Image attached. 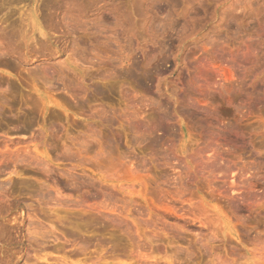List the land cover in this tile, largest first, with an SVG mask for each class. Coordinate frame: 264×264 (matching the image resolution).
<instances>
[{
    "label": "rangeland",
    "instance_id": "rangeland-1",
    "mask_svg": "<svg viewBox=\"0 0 264 264\" xmlns=\"http://www.w3.org/2000/svg\"><path fill=\"white\" fill-rule=\"evenodd\" d=\"M55 1L0 0V264H264V0Z\"/></svg>",
    "mask_w": 264,
    "mask_h": 264
},
{
    "label": "bare ground",
    "instance_id": "bare-ground-1",
    "mask_svg": "<svg viewBox=\"0 0 264 264\" xmlns=\"http://www.w3.org/2000/svg\"><path fill=\"white\" fill-rule=\"evenodd\" d=\"M3 1H4V0H3ZM6 1H7V0H6ZM54 1H55V0H54ZM15 2H16V1H15ZM47 2L50 3L51 0H47ZM55 2H56V1H55ZM60 2H61V1H60ZM3 3H4V2H3ZM6 3H7V2H6ZM12 3H13V1H12ZM45 3H46V2H45ZM45 3H44V4H45ZM52 3H53V1H52ZM52 3H51V4H52ZM2 5H3V4H2ZM47 5H48V4H47ZM47 5H46V6H47ZM73 5H75V4H73ZM48 6H49V5H48ZM61 6H62V5H61ZM54 7H55V6H54ZM57 7H58V6H57ZM48 9H49V7H48ZM58 9H60V8H58ZM56 10H57V9H56ZM1 13H2V12H1ZM9 13H11L10 10H9ZM20 15H21V14H20ZM9 17H10V15H7V16H6V14H5V16H4V18L7 19V20L9 19ZM19 18H20V17H19ZM22 18H23V17H22ZM12 19H13V18H12ZM14 22H15V21H14ZM11 23H12V22H11ZM11 23H10V25H11ZM15 23H16V22H15ZM15 23H14V24H15ZM25 23H26V22H25ZM12 24H13V23H12ZM18 24H19V23H18ZM20 24H21V23H20ZM16 25H17V24H16ZM16 25H14V26H16ZM30 25H31V24H30ZM32 25H34L33 22H32ZM32 25H31V26H32ZM16 27H17V26H16ZM16 27H13V28H2L3 33H2V30H0L1 35H3L4 38L10 40L9 42H11V41H12V37H14L13 35H16V33L18 34V32H19V31L17 32V30H19V29H17ZM23 27H24V25H23ZM33 28H35V27H33ZM21 29H22V28H21ZM35 29H37V28H35ZM32 31H33V30H32ZM40 32H41V31H40ZM42 33H43V32H42ZM28 34H29V33H28ZM20 35H21V34H20ZM23 35H24V34H23ZM42 35H43V37H46V36H45V35H46L45 33L42 34ZM16 37H17V36H16ZM33 37H35V35H34ZM1 38H2V36H1ZM30 40H31V39H30ZM33 40H34V39H32V41H33ZM6 41H7V40H6ZM13 41H14V40H13ZM30 42H31V41H30ZM6 43H7V42H6ZM6 43H5V44H6ZM15 43H16V42H15ZM7 44H8V43H7ZM36 44H37V43H36ZM13 45H14V43H13ZM16 45H17V44H16ZM1 46H2V45H1ZM11 46H12V45H11ZM41 46H42V45H41ZM9 47H10V46H9ZM42 47H43V46H42ZM3 48H4V46H3ZM0 49H2V48L0 47ZM4 49H5V48H4ZM10 50H11V49H10ZM10 50H9V51H10ZM13 50L16 51L15 48H14ZM2 51H3V50H2ZM13 52H14V51H13ZM5 53H7V52H5ZM243 53H244V52H243ZM3 55H4V54H3ZM241 55H242V54H241ZM1 56H2V55H1ZM234 59H235V58H234ZM233 62H234V61H233ZM235 62H236V60H235ZM235 62H234V63H235ZM44 65H45V66H44ZM44 65H43L44 67L42 66L43 69L41 68V69L44 71V74H45V73H46L47 75H48V74H49V75L52 74L51 66L49 67L50 63H49V65H47V63L44 64ZM46 65H47V66H46ZM52 68H53V67H52ZM43 71H42V72H43ZM262 100H263V99H262ZM263 101H264V100H263ZM210 139H211V138H210ZM214 143H215L214 140L211 139L210 142H209V145H208V147H207V150H208L207 152H209V151H214V149H216V148H214V147L216 146V145H214ZM213 148H214V149H213ZM203 152H204V150L202 151V153H203ZM200 153H201V152H200ZM204 153H205V152H204ZM210 153H211V152H210ZM215 153L217 154V152H214V153H212V156H210V157H212V163H211V161H208V163H211L212 165L214 164V166H215V163L217 162L216 160H218L217 158H218V157H219V158L222 157V155H221V156H220V154H219V155H218V154L216 155ZM213 154H214V156H213ZM205 155H206V154H205ZM207 155H208V154H207ZM207 155H206V156H207ZM202 156H203V154H202ZM206 156H205V157H206ZM205 157H203V158H205ZM210 157L207 156V158L211 159ZM200 158H201V157H200ZM213 158H214V161H216V162L213 161ZM223 158H224V157H223ZM223 158H221V159H223ZM215 159H216V160H215ZM221 159H219V160H221ZM206 160H207V159H206ZM199 161H200V160H199ZM203 162H204V161H203ZM205 162H206V161H205ZM219 162H220V161H219ZM224 162H225V161H224ZM208 163H207V164H208ZM228 163H229V162H228ZM211 164H209L208 166H210ZM217 164L219 165L218 162H217ZM223 164H224V163H223ZM223 164H222V165H223ZM225 164H226V163H225ZM205 165H206V164H205ZM212 165H211L210 167H212ZM220 165H221V164H220ZM230 165H231V164H230ZM224 166H225V165H224ZM233 166H234V165H233ZM221 167H223V166H221ZM225 167L228 168L229 170L232 169V168H231L232 165H231V166H228V167H227V165H226ZM229 167H230V168H229ZM212 169H213V168H212ZM218 169H220V168H218ZM235 169H236V168H235ZM235 169H232V170H235ZM213 170H214V169H213ZM224 170H225V168H224ZM224 170H223V175H226V176H227V173L225 174V173H224ZM226 170H227V169H226ZM226 170H225V172H227ZM229 170H228V171H229ZM232 170H231V172H232ZM218 171H219V170H218ZM221 172H222V168H221ZM231 172H230V173H231ZM233 172H234V171H233ZM217 173H218V172H217ZM234 173H235V172H234ZM235 175H236V174H235ZM226 176H225V177H226ZM228 176H229V175H228ZM228 176H227V177H228ZM232 176H233V175H232ZM227 177H226V178H227ZM233 177H234V176H233ZM223 178H224V176H223ZM226 178H225V179H226ZM229 178H230V177H228V179H229ZM231 178H232V177H231ZM231 178H230V179H231ZM235 179H236V178H235ZM236 181H237V180H236ZM232 187H236V186H232ZM235 189H236V188H235ZM241 190H242V189H241ZM236 191H237V189H236ZM240 194L243 195V194L241 193V191H240ZM250 194H251V193H250ZM253 194H254V192H253ZM241 195H240V196H241ZM248 195H249V194H248ZM254 196H255V195H254ZM238 197H239V196L237 195V198H238ZM242 197H243V196H242ZM251 197H252V196H251ZM255 197H256V196H255ZM235 200H236V199H235Z\"/></svg>",
    "mask_w": 264,
    "mask_h": 264
}]
</instances>
